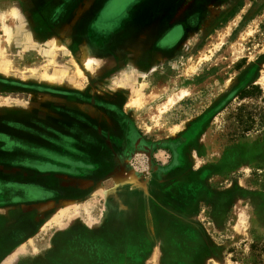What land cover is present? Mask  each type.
Here are the masks:
<instances>
[{
  "label": "rangeland",
  "instance_id": "374dc122",
  "mask_svg": "<svg viewBox=\"0 0 264 264\" xmlns=\"http://www.w3.org/2000/svg\"><path fill=\"white\" fill-rule=\"evenodd\" d=\"M160 1L0 6V264H264V0Z\"/></svg>",
  "mask_w": 264,
  "mask_h": 264
},
{
  "label": "crops",
  "instance_id": "0c3cea01",
  "mask_svg": "<svg viewBox=\"0 0 264 264\" xmlns=\"http://www.w3.org/2000/svg\"><path fill=\"white\" fill-rule=\"evenodd\" d=\"M113 1L118 2L121 0H0V6L4 5L5 7L11 5L12 7H17L13 9H17L18 12L26 10L25 16L29 18L28 22L30 23H35L39 18L49 25L73 24L78 21V13L82 11L84 13V19L86 18L84 23L92 24V22H94V20L92 21L94 14H99L96 22L99 21L106 8H108ZM13 9H11L10 12H8L9 14L5 16L6 22L8 21V18L11 17V14L13 15ZM21 20V22H25L23 17H21ZM33 38L34 31H28L26 34L16 39L23 43L25 41H30ZM93 53L96 55L100 54L95 53L94 51ZM104 169H107V167L105 166ZM54 184L58 187L61 186L59 181H54ZM29 229V225L23 227V230L26 231V233Z\"/></svg>",
  "mask_w": 264,
  "mask_h": 264
},
{
  "label": "flooded vegetation",
  "instance_id": "af4514ba",
  "mask_svg": "<svg viewBox=\"0 0 264 264\" xmlns=\"http://www.w3.org/2000/svg\"><path fill=\"white\" fill-rule=\"evenodd\" d=\"M128 2V0H121V1H116V2H114V4L111 6L113 9H112V11L114 10V11H116V10H119L118 8L121 6L122 8L126 5V3ZM161 2H163V0H161L160 2H158L157 4H156V7L155 8H157V6L160 4V5H162L163 3H161ZM170 3H172V1H169ZM170 3H167V5H169ZM166 5V4H165ZM166 5V6H167ZM154 8V9H155ZM124 11V8L122 9V12ZM114 21H116V19L114 20Z\"/></svg>",
  "mask_w": 264,
  "mask_h": 264
},
{
  "label": "trees",
  "instance_id": "16d2710c",
  "mask_svg": "<svg viewBox=\"0 0 264 264\" xmlns=\"http://www.w3.org/2000/svg\"><path fill=\"white\" fill-rule=\"evenodd\" d=\"M249 90H250V91H255V90H259V89H258V87H254V86H253V87H251ZM249 90L244 91V92L242 93V95H241L242 98H243V97H244V98H248V97L250 96V95H249V94H250V93H249V92H250Z\"/></svg>",
  "mask_w": 264,
  "mask_h": 264
}]
</instances>
